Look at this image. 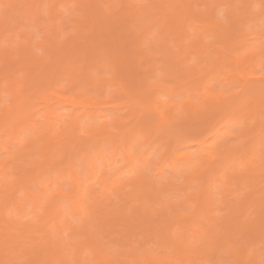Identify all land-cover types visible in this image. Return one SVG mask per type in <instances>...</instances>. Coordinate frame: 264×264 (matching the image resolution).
Masks as SVG:
<instances>
[{"label": "snow or ice", "instance_id": "snow-or-ice-1", "mask_svg": "<svg viewBox=\"0 0 264 264\" xmlns=\"http://www.w3.org/2000/svg\"><path fill=\"white\" fill-rule=\"evenodd\" d=\"M218 116L225 146L177 158ZM0 141V264H147L119 241L145 226L166 264H264V0H0Z\"/></svg>", "mask_w": 264, "mask_h": 264}, {"label": "bare ground", "instance_id": "bare-ground-1", "mask_svg": "<svg viewBox=\"0 0 264 264\" xmlns=\"http://www.w3.org/2000/svg\"><path fill=\"white\" fill-rule=\"evenodd\" d=\"M62 1H65V2H63L65 4H68V3L71 4V3L74 2V0H61L60 2H62ZM191 1L193 2V0H191ZM221 1L222 0H213L212 2H215V3H219L220 2L221 3ZM9 2L10 3H16L17 0H9ZM202 2L203 1H201V3ZM204 2H205V0H204ZM14 11H16V10H14ZM31 39L33 41H35V37L34 36L31 37ZM37 43H39V42L37 41ZM177 43H178L177 47L180 48L181 51H183L182 50L183 48H181L182 47V41L181 40H177ZM86 47L87 46H78L77 47L79 49V52H78L79 54L78 55L81 56L82 59L87 57ZM241 59L243 60L244 57L242 56ZM90 63H91V61H90ZM94 67L96 69H99L101 67V65H100L99 62H95ZM248 74L251 77H255V78L258 77V75H255L253 72H249ZM191 75H196V74L195 73L189 74V77ZM223 80H225L224 81L225 83H227L229 81V79H223ZM163 90L164 91H168V89H163ZM99 91H101V89H98V92ZM65 97H68V98H65ZM55 99L57 100L58 103H60L62 105L71 106L72 109L68 112V114H71L73 116L86 114V115H89V116H94V117H96V118H98L100 120H104V119H106L109 116L118 117L120 112L123 110V106L124 105H126V106L129 105L128 104L129 103L128 98H127V100H125V98H123L119 102L109 103L103 97H99L95 101L85 100L83 98L72 99L70 93H60V94H58L55 97ZM154 99H156V98H154ZM125 101L128 102V103L125 104L126 103ZM176 104H179V103L177 101L172 100V99H170V101H168V105L169 106L176 105ZM222 115H224V114L222 113ZM33 119H35V117H33ZM222 121H224V119H222L220 116H218L214 120H211L207 124L203 125V128L208 130V131H210V130L215 131V134L220 135V128H218L217 125L220 124ZM221 138H223V137L220 135V137H218V139H215V142H213V141H210V138H208L207 136L203 137L202 135H196L194 137V139L189 140L184 146L185 147H190V146H193L195 144H199L201 146V148H210V147H215L217 144H220L221 147H224L225 145H223L221 142L224 141L225 138L222 139V141L220 142ZM3 148H4V143H3V141H0V150L2 152H3ZM45 155H47V153H45ZM175 155L177 156V158H181L184 155H190V154L188 152L187 153L185 152L183 154L180 153V152H176ZM179 193L182 194V196L184 195L183 192H179ZM53 195H59V193H53ZM17 198H19L18 197V193H17ZM176 206H177V208H176L177 213H179V202H177V201H176ZM7 211H8V208L5 206L4 198L2 196H0V224H3V222H4L5 218H6ZM75 211H76V209L74 207L70 206V205H64V206L59 207L56 210V212H55V217L57 219V225H56L57 228L60 227V225L58 223V220H59L60 217H62L64 215L65 212L73 213ZM44 219H47V216H45ZM151 229H153V228L145 226L142 229H140L139 231H142V230H146V231L150 230L151 231ZM146 231H144V232H146ZM123 232H126V234L125 233L124 234L128 235V238L129 237H133L134 238L135 234H137L136 232H138V231L137 230H131V231L125 230ZM131 234H133L134 236H132ZM129 235H131V236H129ZM137 235L135 237H137ZM121 239H123V238H121ZM124 239H127V238H124ZM123 246L125 247V245H123ZM125 249H130V247H126ZM133 250H134L133 251V255L131 256L132 259L141 260L140 254L137 253V251L135 249H133ZM143 251H145L144 256L141 255V256H143V258L145 257L143 261H147V263H149V264H158V261L155 259V257H153V255L150 252L145 250V248L143 249ZM164 257H165V255H164ZM157 258H158V256H157ZM159 259H160V257H159ZM168 259L169 258H165V259L162 258V260L164 262L162 261V263H160V264H163V263L166 264Z\"/></svg>", "mask_w": 264, "mask_h": 264}, {"label": "rangeland", "instance_id": "rangeland-1", "mask_svg": "<svg viewBox=\"0 0 264 264\" xmlns=\"http://www.w3.org/2000/svg\"><path fill=\"white\" fill-rule=\"evenodd\" d=\"M201 1H203L202 3H205V2H209L210 3L213 0H205V2H204V0H193V2L192 1L191 2L192 3H201ZM223 1L224 0H222L221 3ZM63 2H65V1H62V3ZM68 4H70V3H68ZM13 12H15V11L13 10ZM242 39L243 38H240V43H243V40ZM177 45H178V43H177ZM181 48H183V47H181ZM182 50L184 51V49H182ZM244 51H247V50L244 49ZM78 52H79V49L76 48V50H75V56H76V58L77 59H82V57L78 55L79 54ZM145 67H147V66L145 65ZM250 72H252V71H250ZM253 73L255 75H259L256 72H253ZM252 78H255V77H252ZM215 79H216V86L217 87L226 88L231 83L230 80L227 83L224 82L225 80H223V79H228V78L226 76H224L223 74H221V77H218V78H215ZM181 99L187 100V95H185V97H182L180 99H172V100L177 101L178 103H180L181 102ZM125 100H127V97H125ZM168 101H170V99H168ZM127 103L128 102H126L125 104H127ZM124 106H123V110L122 111L126 110L125 108H127L129 105H127V106L124 105ZM56 107H57V109H59L62 112H65V113H68L72 109L71 106H69V105H62L60 103H57ZM217 126H218V128H220V135L223 137V138L220 139V142L222 141V139L225 138L224 140H227V139H229L232 136V134H233V127H234L232 123H230V122H227L226 123L225 121H222ZM220 135L215 134V131H212V130H210V131L205 130L203 132V134H202L203 137L207 136L208 138H210V141H213V142H215V139H218V137H220ZM201 149L202 148H201V146L199 144H195V145L190 146V147H185L184 146L183 152H180V153L183 154L185 152L186 153L188 152L191 155L193 153H196V152L200 151ZM0 152H2V151L0 150ZM180 197H182V194L179 193V195L177 197V202H179ZM137 231L138 232H136V233L138 235L134 233L135 236L137 235V237H135L133 234H131L132 236H134V238L133 237H129L130 239L128 238V235H125L126 232H122L120 234L119 241H120V244H121V246L123 248L130 247V249H135L137 251V253L140 254L141 260H144V258H145V257L143 258L144 254H145V251H143V249L145 248V250H147L148 252H150L153 255V257H155V259L158 261V264L162 263V261H163L162 258L163 259L170 258L169 257V254L159 246V244H158V237H157V234H156V231L155 230L151 229V231L150 230H148V231H146V230H142V231L137 230ZM144 231H146V232H144ZM131 235H129V236H131ZM121 238H123V239H121ZM124 238H127V239H124ZM123 245H125V247ZM141 255H143V256H141ZM164 255H165V257H164ZM157 256H158V258H157ZM159 257H160V259H159ZM129 258L132 259V257H129ZM147 264H149V263H147Z\"/></svg>", "mask_w": 264, "mask_h": 264}, {"label": "clouds", "instance_id": "clouds-1", "mask_svg": "<svg viewBox=\"0 0 264 264\" xmlns=\"http://www.w3.org/2000/svg\"><path fill=\"white\" fill-rule=\"evenodd\" d=\"M258 244L259 242H257V246L253 254L248 255L247 253H245L241 257H239V259L243 261V264H258L260 259V248Z\"/></svg>", "mask_w": 264, "mask_h": 264}]
</instances>
